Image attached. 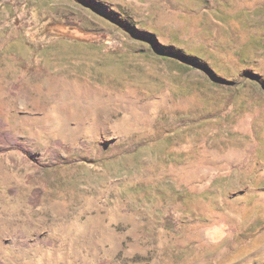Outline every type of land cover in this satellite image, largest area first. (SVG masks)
I'll return each instance as SVG.
<instances>
[{"label":"rangeland","instance_id":"374dc122","mask_svg":"<svg viewBox=\"0 0 264 264\" xmlns=\"http://www.w3.org/2000/svg\"><path fill=\"white\" fill-rule=\"evenodd\" d=\"M0 132V264H264V0H0Z\"/></svg>","mask_w":264,"mask_h":264},{"label":"trees","instance_id":"16d2710c","mask_svg":"<svg viewBox=\"0 0 264 264\" xmlns=\"http://www.w3.org/2000/svg\"><path fill=\"white\" fill-rule=\"evenodd\" d=\"M64 26L66 27H69V28H72V29H76V30H79L81 31L80 27L68 20H64L63 22H61ZM156 53H158L159 55H161L162 57H165V58H173L175 59L177 62L181 63V64H184V65H187L189 68L191 69H195V70H199V71H202L204 72L208 79H209V82L214 85L215 87H218V88H227V89H231V85L229 83H226L224 81H221V80H218L217 78H215L204 66L198 64V63H195V62H192L191 60L187 59L186 57L184 56H180V55H174L172 53H163L159 50H154ZM9 136L7 133H3V132H0V143H1V147L0 148V152H4V151H7V150H21L15 143L11 142L10 140H8Z\"/></svg>","mask_w":264,"mask_h":264}]
</instances>
